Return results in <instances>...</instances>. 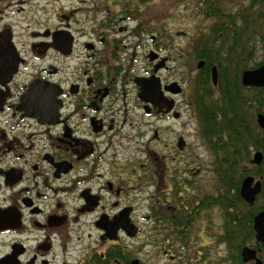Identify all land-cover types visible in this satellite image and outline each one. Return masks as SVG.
Wrapping results in <instances>:
<instances>
[{"label":"flooded vegetation","instance_id":"1","mask_svg":"<svg viewBox=\"0 0 264 264\" xmlns=\"http://www.w3.org/2000/svg\"><path fill=\"white\" fill-rule=\"evenodd\" d=\"M31 1L0 3V264H125V241L145 232L171 249L197 243L200 253L207 232L225 231L224 218L222 231L213 222L222 219V185L206 177L215 156L195 114L196 100L221 99L220 64L208 52L191 77V47L200 53L203 44L148 34L122 5L132 0H104L79 35L75 11L30 30ZM225 57L233 74L238 56ZM242 76L243 87L264 89ZM259 151L264 162L257 150L252 165ZM254 177L258 199L263 179ZM258 245L247 246L259 256ZM171 249L165 254L181 261Z\"/></svg>","mask_w":264,"mask_h":264},{"label":"trees","instance_id":"2","mask_svg":"<svg viewBox=\"0 0 264 264\" xmlns=\"http://www.w3.org/2000/svg\"><path fill=\"white\" fill-rule=\"evenodd\" d=\"M196 8L212 25L207 34L202 32L207 38L201 43L204 52L191 54L202 59L211 52V64L218 62L221 67V99L207 95L196 100L195 108L203 137L215 156L213 170L222 185L215 204L223 213L225 231L217 236V243L226 244L232 264H247L242 250L247 245L257 248L253 223L264 210V188L253 206L242 198L240 188L248 176L262 178L264 187V162L261 166L251 164L255 151L264 152V130L256 122L257 114L264 113V89L243 87L241 76L244 70L264 63L254 56L258 43L264 48V0H196ZM234 55L238 60L232 74L230 66L225 67V56L230 60ZM204 82L211 83L209 78ZM258 248L264 264V246ZM130 259L127 253L125 264Z\"/></svg>","mask_w":264,"mask_h":264},{"label":"rangeland","instance_id":"3","mask_svg":"<svg viewBox=\"0 0 264 264\" xmlns=\"http://www.w3.org/2000/svg\"><path fill=\"white\" fill-rule=\"evenodd\" d=\"M40 2L43 5L37 8L36 3L40 4ZM123 4L127 6L129 11L137 15V17L143 21L145 27L147 26L146 28L149 31L148 34L156 33L159 35V38H164L165 41L172 38L175 42L185 43V41L189 40L190 46L196 45L199 48V45L207 39L202 36V32L207 34L206 32L209 31L212 25L210 19L204 18L203 15L197 12L196 0H139V5H141L140 8H137L138 0H132L130 2L131 6L127 3H122V5ZM106 6L104 0H34L29 4L30 9L27 7L28 11L26 14L29 19L28 26L30 30L40 29V31H44L48 27L57 26L59 24L60 13L75 11L76 20L72 22V30L79 35L78 32H80V30L85 29L89 32V28L95 24L87 22L88 15H92V9L95 10V13L100 11L102 13V10H104ZM14 18H17V16ZM20 20L23 19L21 18ZM132 25L134 26L135 23L132 22ZM17 30L18 32L21 31L19 28H17ZM183 32L188 34L185 36L186 39L184 38ZM179 33L182 35V38L176 37ZM257 47L254 56L256 60L260 62L264 59V48L261 43H258ZM191 53H193L192 47L190 51V68L191 77H194L198 74L196 67L198 59H195ZM178 62H180V59ZM252 63L253 62H251V64ZM145 64V59L142 58L139 63L141 70H144L146 67ZM195 79L196 78H193L192 82H195ZM210 85L211 83H209V87ZM246 94H248V92H246ZM205 142L206 146H208L206 140ZM210 157H208L207 160H209ZM212 158H214V155H212ZM209 167L210 166L206 167V169ZM206 177L211 183L214 182L213 179H218L216 174L209 171L206 173ZM219 216L222 219L217 218L215 215L213 217V222L215 226L219 228L216 227V230L222 231V212H220ZM218 234L219 233L212 234L209 232L205 234L206 241L204 239L202 243L206 244V246L202 248L200 253H198L199 247L197 243L190 245L191 250L181 251L179 249H171L170 244L159 242V237L161 235L153 232H145L138 238L127 239L125 244L128 247L126 248L128 255L131 256L132 259L139 258L141 264H197L195 261L198 260L199 257L204 260L206 264H232L227 257L226 246L223 244H216L218 241ZM168 249H171L175 254L182 255V260L173 261L170 259L169 255L165 254Z\"/></svg>","mask_w":264,"mask_h":264},{"label":"water","instance_id":"4","mask_svg":"<svg viewBox=\"0 0 264 264\" xmlns=\"http://www.w3.org/2000/svg\"><path fill=\"white\" fill-rule=\"evenodd\" d=\"M218 81L217 69L213 70V83L216 85ZM242 81L245 86H254V87H264V65L257 69L246 70L243 73ZM258 123L261 128L264 129V115L260 114L258 118ZM253 164L260 165L263 162V154L259 151L255 154L253 159ZM262 190L261 181H256L254 176H248L244 179L241 194L243 199L249 203L254 204L258 194ZM254 228L256 231V239L258 242L263 243L264 245V211L258 214L255 218ZM133 237V234H129ZM242 258L245 263L255 261V264H263L262 259L258 256V251L249 246H246L242 250ZM133 264H141L137 259L133 261Z\"/></svg>","mask_w":264,"mask_h":264}]
</instances>
